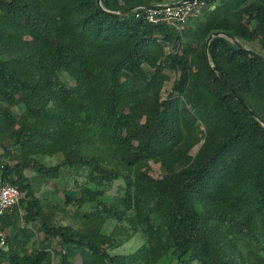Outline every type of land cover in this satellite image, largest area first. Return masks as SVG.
Segmentation results:
<instances>
[{"label":"trees","instance_id":"16d2710c","mask_svg":"<svg viewBox=\"0 0 264 264\" xmlns=\"http://www.w3.org/2000/svg\"><path fill=\"white\" fill-rule=\"evenodd\" d=\"M182 1L0 0V264H264V0Z\"/></svg>","mask_w":264,"mask_h":264},{"label":"built area","instance_id":"2783aa9c","mask_svg":"<svg viewBox=\"0 0 264 264\" xmlns=\"http://www.w3.org/2000/svg\"><path fill=\"white\" fill-rule=\"evenodd\" d=\"M204 1L194 0L191 3H184L179 6L164 5L154 9L139 8L138 10H146V17L150 23H164L175 31L183 33L189 19L199 14L204 8ZM21 198L22 193L16 186L0 179V216L14 206H18ZM0 236L2 237V244H4V235L1 234Z\"/></svg>","mask_w":264,"mask_h":264},{"label":"rangeland","instance_id":"374dc122","mask_svg":"<svg viewBox=\"0 0 264 264\" xmlns=\"http://www.w3.org/2000/svg\"><path fill=\"white\" fill-rule=\"evenodd\" d=\"M200 16V15H199ZM198 16V17H199ZM202 17V16H201ZM201 17L197 18L200 19ZM257 49L259 48V46L257 45L256 47ZM169 88H171V84H167L166 89L168 90ZM163 96H166V93L163 94ZM2 153V152H0ZM63 160L62 156H56L53 159H45V162L47 165L52 164V165H56L59 162H61ZM164 173V170L161 168V165L158 161H153L151 162V175L154 177H161ZM27 175L31 176L32 172H27ZM122 182H117L114 185V189L112 191L109 192L110 195H116L118 193L119 187L121 185ZM23 214V213H22ZM114 224L109 223L107 224L106 228H105V232L106 233H110L112 232ZM39 238L42 239V235H39ZM144 243V239L143 236L141 234L135 236V238L133 240H131L129 243H127L126 245L123 246V248L120 249H115L112 250L111 253L112 254H130L135 252L142 244ZM54 263H57V259L55 258ZM192 264H196V263H192Z\"/></svg>","mask_w":264,"mask_h":264},{"label":"water","instance_id":"95a60500","mask_svg":"<svg viewBox=\"0 0 264 264\" xmlns=\"http://www.w3.org/2000/svg\"><path fill=\"white\" fill-rule=\"evenodd\" d=\"M193 1L194 0H184V1H182L180 3H177V4H170V6H179V5H182L184 3H191ZM98 3L101 5V0H98ZM159 7H161V6L141 5L139 7H134V8L126 9V10L122 11V14L131 13V12H133L136 9H139V8H143V9H154V8H159ZM218 36H223V33H215L214 35L210 36V38L208 39V41L206 43V53H207V57H209L208 50H209V45H210L211 40L214 37H218ZM252 54L255 55L257 58L264 60V56H261V55L255 53V52H252ZM218 75H219V78L221 79V81L228 87V89L237 98V100L242 104V106L247 110V112L251 116L255 117V114L251 111V109L248 107V105L245 103V101L239 95V93L235 89L232 88V86L228 83V81L225 79V77L221 73H218Z\"/></svg>","mask_w":264,"mask_h":264}]
</instances>
